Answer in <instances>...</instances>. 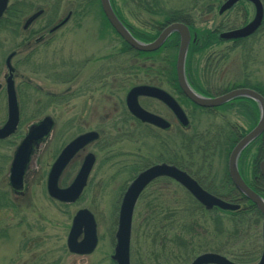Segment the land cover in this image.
I'll list each match as a JSON object with an SVG mask.
<instances>
[{"label":"rangeland","instance_id":"374dc122","mask_svg":"<svg viewBox=\"0 0 264 264\" xmlns=\"http://www.w3.org/2000/svg\"><path fill=\"white\" fill-rule=\"evenodd\" d=\"M221 1L114 0V3L127 21L136 25L135 20L156 22L151 23V33H155L154 28L168 24L165 13L173 11L187 13L199 27H207L208 19H223L231 27H240L254 15L250 6L242 5L220 16L215 7ZM21 3L27 10L26 15H22L21 10L15 15L13 9L0 24V83L5 85L8 75L6 59L15 52L12 64L21 112L16 135L0 142V264H115L112 256L124 193L146 160L154 163L158 159L155 156L161 140L114 138L109 129L111 122L107 116L116 115L118 106L121 113L122 101L129 88L123 82L126 75L114 76L109 70L126 67L130 55L122 53L127 51L123 41L105 22L101 28L97 26L101 18L104 20L98 0H10L9 8ZM40 9H45V16L25 30L27 18ZM71 11L73 16L64 26L49 32L48 19L64 21ZM32 32L35 34L30 37ZM204 47L194 50L187 65L204 67L210 72L219 59L211 56L212 49ZM174 53L175 50H163L151 55L150 66H171V62L177 59ZM96 56L102 58L98 64H102L104 71L103 110L99 120L104 121L103 129L112 135L103 136L101 144L88 149L87 152L97 156L96 166L81 199L66 205L53 200L47 193L50 168L64 146L86 129L84 120H88L91 127L97 126L93 119L85 117L93 103L87 99L89 94L79 91L81 73L71 83L66 81L81 72L85 59L93 57L91 67H96ZM226 59L223 63L229 64L227 70L231 74L246 69L251 76L260 78L264 88V24L242 48L227 54ZM223 63L219 66H224ZM112 76L117 77L118 84L111 81ZM68 91L70 95H64ZM100 95L94 96L100 98ZM46 116L53 118L55 127L32 158L23 192H15L9 180L14 152L31 125ZM6 118L7 97L3 88L0 91V126ZM199 119L207 132L209 126L206 124L212 122L211 119L207 115H200ZM248 121L247 126L251 127ZM78 169L77 163L66 171L63 177L67 180L66 185L73 180ZM191 199L187 191L174 182L154 183L144 192L133 215L131 264H191L198 255L213 251L217 244L225 247L227 255H223L230 260L253 247L262 249V219L256 225L252 222L251 225L239 224L237 218L229 214L199 209ZM81 209L91 211L98 225V246L86 256L72 254L67 247L73 218ZM217 217L224 231L220 239L215 237ZM251 218V214L246 215L247 220Z\"/></svg>","mask_w":264,"mask_h":264},{"label":"flooded vegetation","instance_id":"af4514ba","mask_svg":"<svg viewBox=\"0 0 264 264\" xmlns=\"http://www.w3.org/2000/svg\"><path fill=\"white\" fill-rule=\"evenodd\" d=\"M226 1L227 0H222L215 7L218 9V14L220 16L223 14H220L219 10ZM242 5L250 6L255 13L254 5L248 1L242 0L239 1L237 4H235L233 8H231L224 14L231 12L235 10L237 7H240ZM112 8L115 14L117 15V17L119 18V20L123 23V25L128 29V31L133 35L135 39H137L142 43H151V42H146V40L143 37L144 36L146 37L149 34H151L152 31L151 25H153L151 23L153 21L147 22L145 20H135L137 23L136 25L130 21L125 20L124 18L121 19L119 15L116 13V8L114 7L113 4H112ZM39 11H42V14L35 22L41 20L46 14L45 9H40ZM72 16H73V11L69 12L68 20H70ZM253 17L248 21L245 20L240 27H231L229 23H226L227 21L223 19H208L206 20V22L209 23L207 27H199L195 23L196 20H192L189 18L187 22H172L165 24L164 27L160 26L159 28L157 27L154 29L155 32L159 33L158 34L159 36L161 32L169 25L173 23H182L189 28L191 35L190 46L192 44H196L197 45L196 50L198 51L205 48L204 46H207V48L212 49V54L214 56L213 55L211 56L214 58L216 57L215 59H219L217 61L216 66L212 68L210 72L204 67L194 68L192 66H188L186 61V67H185L186 80L189 86L191 87V89L200 97L206 99H217L238 90H251L264 97L263 83L261 82L258 76L255 77L251 76L246 69H241V71L239 70V73L231 74L227 70L230 68L228 67L229 64L226 65V63H223L224 60H227L226 59L227 54L229 53L231 54V52L242 48L244 46V43L248 39L254 37L261 28L255 34L246 38L223 40L221 38V35L245 27L247 24H249L252 21ZM62 22L63 20L60 22H54V19L51 18L48 19V26H50L52 29L54 27L60 26ZM104 22L106 23V26L112 28L111 30L117 35V37L121 41L125 42L129 46V48H131L128 49L127 51L122 52V53L127 52L130 55V57H128V65L126 67L124 66V67L111 68L109 70V71H113L114 76L115 74L126 75L127 79H124L123 82L129 85L125 99L122 101L121 113L119 112L120 107L118 106L117 109L118 108L119 109L118 110L116 109L114 113L116 115L111 114L107 116V120L108 121L110 120L111 122V126L109 127V129L113 131V134L115 135L114 138L115 137L116 138L119 137L158 138L161 140V142L159 143V150L157 151V154L155 156L158 159L155 160L154 163L152 160H146L147 162L145 163L144 166L148 164L149 167L157 164H168L171 166H175L178 169L185 171L205 191L216 197L219 196H217L213 192H217L219 194H227V187L233 186L235 190L242 196L241 198L250 201L236 188L230 174L229 166L231 163L230 161H231L232 151L234 150L235 146L247 134H249L261 120V110L259 103L247 96H241V97L232 98L224 102L223 104L215 107H203L198 105L197 103L192 101L183 91L179 82L177 66L175 67L150 66L149 60L151 58V55L149 53L152 52H142L131 47L112 27V25L110 24L107 18L106 20L105 19L103 20L101 18L97 26L101 28L102 25L104 26ZM66 23H64L61 26H64ZM98 31H101V29H99ZM175 34H177L179 37V46L177 51V57H178V52L180 47V35L178 33H172L169 36V38ZM169 38L166 40V42L163 44V46L160 49H162L166 45ZM165 50L168 51V49ZM92 58L93 57L85 59V61L82 63V66L80 68L81 72L79 71L76 74L72 75V77H70L69 79L67 78L66 82L71 83L81 73L82 84H81V88H79L80 89L79 91L85 95L89 94L90 96H88L87 99L89 100V103L90 102L93 103L92 108L90 110L89 109L87 110L85 117L87 118L89 116V118L95 121L97 126L91 127L88 120H84V123H86L87 126L85 127L86 129L84 131H81V133H79L77 136L73 137V139H71L64 146V148L72 140H74L75 138H77L82 134L94 132L98 135V138L95 141L91 142L89 145H87L84 149L80 150L71 160L69 165L65 168L59 180V186L61 188H66L73 182L86 156L90 153L94 154L91 151L87 152L88 149H90L94 145L101 144L100 142L103 136L112 135V132L111 133L110 131L106 132L103 129L104 127L102 124L104 123V121L99 120V118H101L100 113L103 110V106L101 105L102 103L101 97H102V90L104 88V82H103L104 71L102 64H98V63L102 62V58L98 56L95 57L97 66L94 68L91 67V63L93 61ZM143 59L144 62H141V60ZM222 63L224 64V66H219ZM176 64H177V60H176ZM114 76H112L111 81H114L116 82L115 84H118L117 77ZM126 81L128 83H126ZM106 85L108 86L109 84L106 83ZM112 86H116V85H114L113 83ZM141 86L159 89L170 95L179 105V107L182 109L183 113L185 114L188 120V125H184L177 116V114L165 102L151 96H139L138 97L139 105L148 113L165 120L168 123V126L161 127L149 122H144L141 119L134 116L128 108L127 96L132 89ZM3 88H5V86L4 87L2 86L1 90H3ZM5 93H6V88H5ZM69 93L70 91L66 92V94L64 95L69 96L70 95ZM98 93H101L100 98H95L94 95H98ZM200 115H207L212 121L206 124L207 127L209 126L207 132L202 127L205 124H203L200 121V119L198 120ZM7 119H8V108H7L6 121ZM248 120L252 124L251 127L247 126ZM6 121L4 122V124L6 123ZM3 125H1L0 127H2ZM54 127H55V121L52 131ZM48 137L44 138L43 141L39 143V145L34 147L33 156L38 151L39 147L48 139ZM6 140H2L0 142H4ZM60 153L58 154V156L60 155ZM58 156L56 157V159L58 158ZM94 156H95V164H94L95 167L97 163V156L96 154H94ZM77 163L79 169L73 180L68 185L61 186V180L64 177L66 171L71 166H74V164ZM263 164H264V131L259 137H257L245 149H243V151L239 154L237 158L238 172L242 180L246 183L248 187H250L262 198H263L262 195L264 194V177L262 174ZM247 166H249L250 168H248ZM138 174H136V176ZM135 177L133 178V180L135 179ZM160 179H165V178H160ZM160 179H157L154 182ZM169 180H170L169 182H174L185 190V188L175 180L173 179H169ZM153 183H151L147 187V189ZM221 199L230 202L224 198ZM195 201L199 204L200 207L203 208L202 210L206 212L212 213L213 210L215 209L213 208L211 210H207L197 200ZM63 204L71 205L67 203H63ZM200 207L199 209H201ZM262 224H264V219ZM262 247H263V242H262ZM260 260L261 258L259 257V259L249 264H258Z\"/></svg>","mask_w":264,"mask_h":264},{"label":"water","instance_id":"95a60500","mask_svg":"<svg viewBox=\"0 0 264 264\" xmlns=\"http://www.w3.org/2000/svg\"><path fill=\"white\" fill-rule=\"evenodd\" d=\"M103 12L117 33L134 49L142 52H154L160 49L172 33L180 35V47L177 57V69L180 85L186 95L195 103L203 107H215L224 102L241 96H247L254 99L260 105L261 120L257 126L247 134L234 148L229 166L230 174L236 188L253 204L264 216V199L253 191L242 180L238 172L237 158L239 154L252 141L259 137L264 131V97L251 90H238L231 92L217 99H206L197 95L189 86L185 76L186 58L191 43V35L189 28L182 23H173L166 27L156 40L151 43H142L135 39L128 29L123 25L115 14L110 0H100ZM241 0H227L220 8L219 13L224 14L235 4ZM252 3L255 7V14L252 21L245 27L233 30L221 35L223 40H231L238 38H246L258 31L264 20V6L261 0H245ZM10 0H0V22L9 7ZM42 14L38 11L27 18L24 29H28ZM65 19L61 25L66 23ZM57 26L51 32L62 26ZM16 53H11L6 59V67L8 75L5 80V88L7 94L8 119L6 123L0 127V140H5L16 133L20 123V108L15 88L14 73L12 60ZM2 84H0V90ZM139 96H151L165 102L179 117L184 125H188V120L182 109L175 100L166 92L151 87H136L132 89L127 96V105L131 113L144 122H149L161 127H167L168 123L145 111L138 103ZM54 126V121L50 116H46L39 123L32 125L24 139L17 147L10 168V185L16 192H20L24 188V179L32 161L34 147L39 145L44 138L49 136ZM98 135L94 132L82 134L72 140L60 153L48 174L47 192L48 195L61 203H76L85 190L91 171L95 164V156L90 153L86 156L82 166L79 169L73 182L66 188L59 186V180L65 168L69 165L74 156L84 149L91 142L95 141ZM262 174L264 177V164L262 166ZM160 178H170L181 184L201 205L207 210L219 208L224 211H237L240 206L229 203L223 199L216 197L205 191L191 176L185 171L168 164H157L140 172L136 178L130 183L124 193L118 216V228L116 231V245L112 260L116 264H131L130 262V246L132 222L135 207L144 190L155 180ZM263 251L261 260L258 264H264V224H263ZM99 242L98 225L95 216L88 209L79 210L72 221V226L67 239V247L69 252L76 255H90L97 248ZM191 264H237L227 257L217 253H204L197 256Z\"/></svg>","mask_w":264,"mask_h":264},{"label":"trees","instance_id":"16d2710c","mask_svg":"<svg viewBox=\"0 0 264 264\" xmlns=\"http://www.w3.org/2000/svg\"><path fill=\"white\" fill-rule=\"evenodd\" d=\"M98 1L100 3V9H101V2H100V0H98ZM111 3L115 7L114 0H111ZM13 9H14V14L15 15L19 13V10L22 11V15H26V13H27V10H25V8H24V4L21 3V4L14 5L13 7H10L7 10L6 14H10L11 11H13ZM116 13L119 15V17L121 19L123 18L122 15L120 14V12L117 9H116ZM101 14H102V17L104 19H106V16H105L104 12L102 11V9H101ZM165 14H166L165 18H166V21L168 20V23H172V22H187L188 19H189V17L187 16V13H185L183 11H177V12L176 11H173V12H168V13H165ZM5 20L3 18L0 24H3V21L5 22ZM164 26L165 25H163L162 27H164ZM48 28H50V27H48ZM109 28L112 29L111 27H109ZM34 34H35L34 32L30 33V37H33ZM158 34L159 33H157V32L151 33V34H149L146 37L144 36L143 38L146 40V42H152V41H154L157 38ZM123 43L125 45V49H127V50L128 49H131V48H129V46L125 42H123ZM178 46H179V37H178L177 34H175V35H173V36H171L169 38L168 42L166 43V45L162 49H160V50H158L156 52L149 53V54L150 55H155L158 52H162L163 50L168 49L169 51L170 50H175L176 54L174 53V56H176V58H177ZM196 46H197L196 44H192L190 46L189 51H188V55H187V64H188L191 56L193 55L194 50L196 51ZM175 60H177V59H174V61L171 62V64H170L171 66H175L176 65L175 64L176 63ZM54 99L55 98H52V100H54ZM110 144H112V141H110ZM148 167H149V164L146 165V166H143V168H140L137 171V173L139 171L143 170V169L148 168ZM137 173H135V175L133 176V178L136 176ZM133 178H132V180H133ZM62 180H63V178H62ZM62 180H61L62 186H66V184H67L66 181L67 180L64 179L63 182H62ZM169 181H170L169 179H166L165 178V179H160V180H158V181H156L154 183H158V182H160V183H162V182L163 183H167ZM213 193L216 194L217 196L221 197V198H224V199L232 202V203L240 204L241 205V208H240V210H237V211H234V212H231V211H222V210H219V209L216 208V209L213 210L212 213H215V212H223V213L229 214V215L237 218V221H238L237 223H239V224H243V223H247L248 224L249 223L251 225V222H252L253 224L256 225V224H258L261 221V219L262 220L264 219L263 216H262V214H261V212L256 207V205H254L250 201L245 200L244 198H241L242 196L235 190V188L233 186L232 187H227V194H219L217 192H213ZM262 196L264 198V194ZM192 201L197 206H199V204L194 199ZM200 208L203 209L202 207H200ZM247 214H251L252 215V218L249 219V220H247L246 219V215ZM253 219H255V220H253ZM215 221H216L215 224L217 225V228H216V233L217 234L215 235V237L217 239H220L221 238L220 236L222 234H224V231L222 229L221 221L219 220L218 217L215 218ZM187 227L190 228L189 226H187ZM259 249H260V247L259 248L253 247V248H251V250L246 251L244 254L239 255V256H235L234 259H232V260L234 262L239 263V264H249V263H252L255 260L259 259L260 253L262 252ZM226 251L227 250H225V247L223 245L217 244L216 247H215V249H213V251H211V252L218 253V254H221V255H223V253H225V255H227V252Z\"/></svg>","mask_w":264,"mask_h":264}]
</instances>
